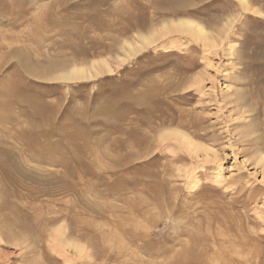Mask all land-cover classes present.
Returning a JSON list of instances; mask_svg holds the SVG:
<instances>
[{
  "label": "rangeland",
  "instance_id": "obj_1",
  "mask_svg": "<svg viewBox=\"0 0 264 264\" xmlns=\"http://www.w3.org/2000/svg\"><path fill=\"white\" fill-rule=\"evenodd\" d=\"M205 236L264 264V0H0V264Z\"/></svg>",
  "mask_w": 264,
  "mask_h": 264
},
{
  "label": "bare ground",
  "instance_id": "obj_2",
  "mask_svg": "<svg viewBox=\"0 0 264 264\" xmlns=\"http://www.w3.org/2000/svg\"><path fill=\"white\" fill-rule=\"evenodd\" d=\"M242 2L244 3V0H242ZM184 24L188 27V29H192V28L198 29L199 34H200V32H202V33L204 32V30L200 26H198L197 24H195L193 22H187L186 21ZM85 74H86V71L83 67L74 66L73 68H71L70 73H67V77L70 79H75V78L83 77ZM63 228H64V226H63ZM65 228L62 230L64 231ZM65 233H67V232L65 231ZM61 236H63V235H61ZM58 238H59V236H58ZM141 238L144 239L145 237H140V236L132 235V234L126 235V236L125 235H119V236L112 235L110 237V239L108 241H106V243H107V246L109 247V249L110 248L116 249L117 252H121V253H123V252L146 253L145 244L144 243L141 244V242L139 243V240H141ZM229 241L230 240L228 238L218 237V236H205L202 238V240H200V242H197L196 240H192L191 245H190V249H188V255L187 256L189 257V259H191V261H195V262L197 261L196 264H249V260L245 259L242 255H241V258L237 257V256H233L232 254H229V252H226L225 250H223V248H221V244H223L225 242L228 243ZM75 245H74V249H76L75 251H77V254L80 255L81 253H83L82 252L83 248L79 245L78 246H75ZM197 246L199 247V253H191L190 254L191 248H194ZM185 254H186V252H185ZM90 255H91V252H90ZM85 256H87V254H85ZM83 258H85V257H83ZM185 264H190V263H185Z\"/></svg>",
  "mask_w": 264,
  "mask_h": 264
}]
</instances>
